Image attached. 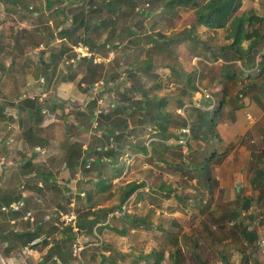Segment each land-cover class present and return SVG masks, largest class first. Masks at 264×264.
<instances>
[{
  "label": "rangeland",
  "instance_id": "obj_1",
  "mask_svg": "<svg viewBox=\"0 0 264 264\" xmlns=\"http://www.w3.org/2000/svg\"><path fill=\"white\" fill-rule=\"evenodd\" d=\"M51 1L53 4L55 3L53 8L49 7V0L0 1V102L4 103L6 101L9 104L7 113L16 119V122L0 121V158L5 156V163L12 165L8 168L7 174L13 179L20 181L26 175H24L25 168H21V163H24L21 162V158L25 157L22 155L21 150L26 148L27 152L25 155L27 153L30 155L33 150L31 151V148L28 149L29 146L24 141H20L19 136L21 135L25 139L24 134L31 128L33 129V135L39 139V146H41L42 150L47 148L44 152L41 151L36 162H33L32 168L35 170V173L37 171H40V173L50 171L56 179L64 168L68 156L71 155L75 161L77 160L79 155L76 153L80 151V146L82 150V158L79 157L80 161H83L88 156H95L96 148L86 150L87 146L86 148L83 147L84 142V146L86 143L89 145V141L92 144H98L97 140L93 141V138L96 136L95 133L98 130V125H95V120L97 121L98 116L96 117L94 113L89 120L87 113L84 112V109L88 110L90 101L92 100V98H86V95L92 94V96H97L100 94L99 101L96 98L97 105L94 112L99 108L109 110L112 104L121 102L120 97H123V94L126 93V85L129 81L128 75L123 79L124 73H126L125 66L131 65L135 58L142 60L149 57V53L141 52L140 50V47H145V44L134 45L132 41L142 39L144 38L143 36L150 33L154 27L153 23L155 19L158 18L157 14L151 16L142 14V9L148 11L152 8V6H149V0H129V5H125L127 9L124 14L118 13L120 11L115 12V10H97L99 9L98 7L105 4V0ZM261 1L263 2V0ZM64 8L68 11V18L58 12ZM83 8L88 11L87 19L89 21L91 18L106 17L111 22H109L111 27L108 29H103L99 32L92 31L87 34L89 39L101 42L98 46L100 49L98 53H93L91 48L88 47L93 53L91 57L94 56L103 60L100 63L102 77L95 84L97 90L93 87L91 92L87 94L86 87L82 85L85 68H81V64L84 63L82 60L84 56L80 57L81 52H77L78 46L83 44L79 43L75 45L72 41L68 42L66 39L61 38L60 32L64 29L63 27L72 25L73 18L72 16L69 17L71 12L78 13ZM94 8H96V12L90 11ZM251 9L257 11L259 15L262 13L261 5L257 0H246L241 13ZM189 14H183L182 17H188ZM114 19H116V22L112 23ZM159 19L163 18L160 16ZM61 20H68L67 25H60L59 22ZM161 21L162 23L158 29L165 34L171 35L179 31L175 27L177 23H181L182 19L176 20L175 23L168 19ZM171 27L174 28L171 29ZM119 32L121 34L116 38V34ZM81 33H83V29L80 27L73 32L72 39L74 40ZM204 34L211 37L212 43H224V34L222 32L210 31L209 34ZM108 37L111 40L112 46L103 48V41ZM158 56H155V69L161 74L160 81L164 85V89L160 91V94H166L171 97L180 86H183V82L169 77L170 69L166 67V61L161 60ZM74 61L80 63L75 64ZM180 61L184 66V71L188 69V72H192L203 68L200 58L193 57L191 54H183V58ZM11 69L15 73L13 77H20L27 70L30 73L32 72L36 80H38L40 73L44 74V76L47 75L46 80L49 82V86L45 87V93L40 91L39 87L28 90L22 89L19 86V82H22L20 79L14 82L16 88H13L9 83L10 75L4 76V73H10L8 71ZM65 81L75 82V92L81 96V99H86L84 100L85 102L82 100H78L77 103L62 102L61 100H59V103L56 102L55 98L59 97L58 88ZM40 82L45 84L46 81ZM147 84L153 85L154 82L148 79ZM203 96L201 92L196 93L193 101L195 103L200 102L204 99ZM25 97L36 98L44 106L41 114L43 120L41 122H37V118H34L30 123L26 122V120H23L26 117L24 113L22 114V119L19 118L20 112L16 106H13V103L18 105ZM129 98L130 95L127 96V99ZM59 106H63V110L59 109ZM207 107H212V105H207ZM83 113H85V116ZM65 116H68V118L73 116L81 118L85 122V127L89 130L88 134L84 135L73 124L69 125L68 122V125L65 124V119H63ZM136 118L128 116L129 121L134 122ZM66 128L69 129L68 133ZM70 135L76 136L80 140V145L77 146L76 143L70 141ZM7 137H14L16 139L11 145L13 149H10V153L9 147L4 144ZM142 137L147 139L148 134L143 132ZM220 141V138L213 136L210 137L207 143L206 141L204 142V146L210 148L214 144L221 149ZM101 144L103 143L99 141V145ZM196 144L194 146L197 155L203 156L210 153L209 150L207 152L202 149L198 150ZM31 157H29V160ZM128 163L129 167L126 168V173H124V183L133 180L144 181L146 182L145 188L148 189L152 185H159L163 181H167L174 186L175 194L183 197L185 201L178 202L174 199L170 201L155 197L153 200L156 201L155 205L160 210H154L151 199L147 197L137 204L134 203L133 206L125 207V209L134 215L146 217L148 223L141 225L143 227L131 229L126 236L120 235L116 231H107L101 236L103 240L99 236H93L88 241L95 243V245L87 247L84 253L81 254L80 245L81 243H86L83 240L84 232L77 229L74 222L80 213H87L89 209L84 202V193L79 196V192H83L84 188L90 187L89 182L77 179V177H82L84 167L82 163L77 170V177L68 185L71 190H66V188L61 187L62 182H57L53 186L45 183V189L38 191V193H42L45 196V199L42 202H35V198L32 200L31 204L36 209L34 214L29 215V221L34 224V229L37 231L40 229L41 231L42 228L43 233L39 231L41 235L45 233H48L49 236L51 235L47 240L49 244H55L61 238L60 236L64 234V231L65 233L68 232L71 235V240L67 241L64 245L67 244V247L71 245V256L75 260L74 264H82V261L87 262L88 260L98 263V252L101 250V242L109 243L123 253H133V256L136 258H138L140 253L148 254L157 249L160 239H163L161 227L169 230L173 229V231L183 230V234L187 236L186 241L183 243V250L185 251L184 255L187 258L188 264H193L191 257L188 256L191 249L199 251L204 260L207 261V264H224L222 260L223 255L228 257L229 260L231 259L234 264H239L242 254L237 249L241 248V240L234 233L236 231L240 233L246 225H249L250 230L257 232L259 237L257 251L256 246L253 248L257 253V257L255 258L257 262L252 260L250 264H258V262L264 264V188H262L261 194L257 196V193H255L256 189L254 188L253 190V187L249 184L247 187L242 188L241 193V190H236L235 186H232L231 192L227 191L226 185L223 184V187L219 186L213 198L208 193L204 184L197 183L193 174H186L187 172L183 169L179 170L166 162L160 164L154 163L152 158L147 156L135 157L129 160ZM221 166L222 164L216 167L214 174H216L217 178L219 176L222 177V172L220 173L219 171ZM89 178L92 179L93 176H89ZM27 179H35L37 181L39 177L35 175ZM218 181L220 182L219 178ZM117 182L119 181L117 180ZM232 184H234L233 181ZM33 186L32 188L37 189V184ZM120 194L121 191L118 188H114L105 195L107 198L103 200L102 205L108 204V207H117L120 203ZM245 198L252 199L248 209L241 208L246 203ZM205 205L209 207L205 212H202ZM238 209L241 210L240 215L238 214L236 218H233L234 215L232 213ZM224 212L226 216H223ZM73 215L76 216V218H73L75 220H70ZM119 215L120 213H118ZM40 221L43 222L40 224ZM114 224L120 228L122 221L117 219L114 221ZM47 243H42L40 246L35 245L37 252L40 254L46 252L48 249ZM245 247L247 250L245 256H247L251 248L250 246ZM17 248L13 247V251L21 254L27 251L23 245L17 246ZM164 249L166 254L163 264H172L168 255V251L173 250L172 244L164 241ZM2 254L10 256L6 252ZM45 257H47V254ZM249 259L250 256H248L247 262ZM130 260V257L126 260L117 257L116 264H130ZM8 262L5 261L2 264Z\"/></svg>",
  "mask_w": 264,
  "mask_h": 264
},
{
  "label": "trees",
  "instance_id": "obj_2",
  "mask_svg": "<svg viewBox=\"0 0 264 264\" xmlns=\"http://www.w3.org/2000/svg\"><path fill=\"white\" fill-rule=\"evenodd\" d=\"M0 1L5 2L7 0ZM244 1L149 0V6H152V8L148 11L142 9L143 15H158L153 23L152 31L143 36L144 38L132 41L134 45L145 44V47L141 46L140 50L149 53V57L142 60L135 58L131 65H124L127 73H125V78L127 75L129 77L126 93L123 94V97H120V103L115 104L109 110H104L97 118V129L101 132L103 141L105 140L101 144V149H96L94 157L88 156L80 161V158H82L80 146V151L75 152L80 158L78 157L75 161L70 155L65 162V167L69 173H67V182H71L75 178L79 166L83 163L84 167L80 180L90 184L89 188H84V192H79V196L84 193V202L89 209L87 213H80L74 222L76 227L84 232V235L98 237L105 234L106 231H116L118 234L126 236L131 229L143 227L141 225L148 223V219L130 213L125 207L133 206L134 203L137 204L147 197L151 199L154 210H160L155 205L156 201L153 200L155 197L183 202L184 198L176 195L174 186L167 181H163L159 185H152L148 189L145 188L146 182L144 181L123 182L125 180L124 173H126V168L129 167V160L140 155L152 158L154 163L166 162L179 170L183 169L187 172L186 174H193L197 183L204 184L208 193L213 198L215 197L220 182L214 173L216 167L225 160L228 152L214 144L208 148L204 146V142L207 143L210 137L213 136L221 140L217 126L221 121L229 99L234 98V87L239 84V81L243 85L242 81L251 78L252 71L258 66L264 70V17H261L253 9L241 13ZM104 3L97 10H115V12L120 11L118 13L124 14L127 9L125 5H129V0H105ZM54 4L49 0L50 8H53ZM95 9L90 11L96 12ZM15 11L17 12V10ZM58 12L65 17L68 16V11L65 8L60 9ZM188 13H190L188 17H182L183 14ZM87 14L88 11L84 8L80 9L78 13L72 11L69 15L73 18L72 25L63 27L64 29L60 31L61 38H65L68 42L72 41L75 45L82 43L90 47L93 53H98L100 51L98 46L101 42L89 39L87 34L92 31L99 32L108 29L111 27V22L106 17L91 18L89 21ZM160 16L165 20L174 21L173 23L178 19H182L181 23H177L175 27L179 31L168 35L158 29L162 23L161 20H163L159 19ZM115 20L112 23H115ZM67 21L61 20L59 24L67 25ZM80 27L83 29V33L73 40V32ZM210 31L222 32L224 43H212L211 37L204 34H209ZM119 34L121 33L116 34V38L120 36ZM118 44L120 43L118 42ZM102 46L103 48L112 46L109 37L103 41ZM181 54L182 56L183 54H191L192 56L202 57L203 68L192 72H188V69L184 71V66L180 61ZM156 55H159L158 57L161 60L166 61V67L170 69L169 77L183 82V86H180L171 97L160 94V91L164 89V85L160 81L161 74L155 69ZM94 59V56L91 58L84 56L82 58L84 63L81 64V68H85L82 84H85L87 92L102 77L100 64L95 63ZM239 62L242 63V66ZM148 79H151L154 84L148 85ZM243 86L248 87L245 84ZM200 92L204 95V99L199 102L198 106L193 98L196 93ZM205 92H208L210 97L207 98ZM129 95L130 98L127 99ZM96 105L97 100L92 99L88 110L84 111L87 113L89 120L95 113ZM207 105H212V107H207ZM13 106H16L20 112L19 118L22 119V114H26V117L23 118L26 122L30 123L34 118H37V122L43 120L41 114L44 106L36 98L25 97L18 105L13 103ZM8 107L9 104L6 101L4 103L0 102V121L16 122V119L7 113ZM83 115L85 116V113ZM128 116L137 118L133 122L128 120ZM77 120L81 121V118ZM188 125L191 130L190 138L185 144H179L182 129ZM66 129L68 133L69 129ZM143 132L148 134L147 139L142 137ZM24 136L25 143L29 148L36 149L40 147L39 139L33 135L32 128ZM76 144L77 146L80 145L79 143ZM195 144L198 150L202 149L205 152L209 150L210 153L203 156L197 155ZM105 145H107V148ZM37 154L35 150L31 155V159L25 163L24 175H37L39 180L44 179L47 183L53 184L55 177L52 172H34L32 165ZM89 176H93V178L90 179ZM118 179L119 182H117ZM114 188L121 191L119 205L117 207L102 206L98 208L102 205V200L107 198L105 195ZM261 188H264L263 184ZM132 196H134L133 199H131ZM244 200L246 203L241 208L248 209L252 199L247 198ZM208 207V205H205L202 212H205ZM94 208L98 209L94 211ZM116 212L120 215L118 216ZM240 213V209L233 212V218H236ZM110 214H112V217L109 222L103 224L108 221L107 217ZM223 216H226L225 212ZM117 219L122 221L120 228L114 224ZM160 229L163 239H160L157 249L148 254L140 253L136 258L133 253H123L111 244L103 242L100 245L101 250L98 252L99 262L93 263V261L88 260L87 262L82 261V264H116L117 257L124 260L130 257V264H163L166 254L164 241L170 242L173 246V250L168 251L172 264H188L183 250V243L186 241L187 236L183 234V230L173 231V229L169 230L163 227ZM234 234L241 240V248L237 249L242 254L239 264H250L252 260L257 262L255 258L257 257L256 251L259 242L258 233L251 231L250 226L246 225L240 233L236 231ZM16 236L23 240L24 245H27L41 238L42 235L36 230L33 233L28 232ZM69 240H71L69 233L67 237L63 235V238L60 239L64 243ZM37 244L34 243V245ZM245 246L251 248L247 256H245L247 254ZM254 246H256V251L253 250ZM7 248L9 251L11 246ZM61 251V248L57 250V246L51 247L48 258H53L55 254L62 255V264H72L74 261L71 256L72 248L71 250ZM107 252H110V254L107 255ZM188 256L191 257L193 264H207L201 253L195 249H191ZM248 256H250V259L247 262ZM222 258L224 264H234L228 257L223 255ZM258 264L260 263L258 262Z\"/></svg>",
  "mask_w": 264,
  "mask_h": 264
},
{
  "label": "crops",
  "instance_id": "obj_3",
  "mask_svg": "<svg viewBox=\"0 0 264 264\" xmlns=\"http://www.w3.org/2000/svg\"><path fill=\"white\" fill-rule=\"evenodd\" d=\"M257 2L260 3L262 8V13L260 16L264 17V0L263 2L257 0ZM199 58L200 61H202L203 58ZM74 63L78 64V61H74ZM239 64L242 66L241 62H239ZM8 72H10L11 74L4 73V76L8 74L10 75L9 83L10 86L13 88H16L14 82H16L17 80L19 81L20 79L22 82H19V86L22 89L28 90L33 89L34 87H39V90L44 92L45 87L49 86V82L46 80L47 75L44 76V74L42 73L39 74V78L38 80H36L32 72L30 73L28 70L25 74L21 75L22 77H13V74H15L13 72V69L9 70ZM40 81L46 82L45 84H43ZM240 83L241 81H239V84L234 87V98L229 99L228 105H226L224 109L221 121L217 126L221 137V148L225 149L228 152L219 170L220 173L222 172V177L219 176L218 178L220 180V187H223V184H225L227 191L231 192L232 186H235L236 190H241V193L242 188L247 187L249 184L253 187V190L254 188L256 189L255 193H257L258 196L262 192V188L260 189V187L262 186V184L264 185V70H262L261 67L258 66V68L252 71L251 78L242 81L243 85H248V87L243 86ZM95 84L92 86V88L94 87V89L97 90ZM82 85L86 87L84 83ZM91 89L86 92V94L90 93ZM58 96L59 97L55 98L57 103H59V100H61L62 102L69 101L70 103H77L78 100H82L83 102H85L84 100H86L84 98L81 99V96L76 94L75 82L72 81H65L61 84V86L58 88ZM99 96L100 94H98L97 96H92V94H89L86 95V98H97V100L99 101ZM62 108L63 106H59V109ZM248 113L253 117V121L251 122L248 120ZM63 119H65V124L66 122H68L69 125L73 124L76 128L80 129V131H82L84 135L88 134L89 130L85 127L84 121H78V118H75L74 116L71 118L65 116L63 117ZM99 132L100 131L98 129L95 133L96 136L93 138V141L97 140L98 144L95 145L89 141V145H87L86 143L84 146L85 142L83 143V147L86 148L87 146L86 150H91L92 148L101 149L99 141L104 143L105 140L103 141V139L101 138V132ZM19 137L21 139H19L20 141L25 142L24 138H22L21 135ZM70 139H72L71 141L74 143L80 142V140H78L77 137L74 135H70ZM15 141L16 139L14 137H7L4 144L9 147V153L11 152L10 149H13V146H11L12 143ZM105 147L107 148V145H105ZM38 148L31 149V151L33 150L32 153L35 150L38 153L33 162H36V159L40 156V151L38 150ZM45 149L47 148H44L43 150ZM21 151L23 153L22 155L25 156L21 158V162L24 163L20 162L22 164L21 168L23 169L25 168V163L29 160V157L32 155V153L30 155L28 153L27 155H25V153L27 152L26 148L22 149ZM5 159V156L0 158V264L5 261H9L6 264H48V262L49 264H62V255L55 254L53 258H48V254L50 252L51 247L56 246L57 250H59L60 248L62 251H64L65 249L71 250V245L70 247H67L68 245H64V241H60V239L63 238V235L64 237H67L68 233H65V231L64 234L60 236L61 238L58 239L55 244L47 243L48 238L51 236H49L48 233L43 234L41 238H38L34 242L27 245H24L23 240L18 238L16 235H21L28 232L33 233L34 231H36V229H34V224L29 221V215H31L32 213L34 214L36 209L31 203L33 198H35V202H42V200L45 199V196L42 193H38V191H43L45 189L44 184L46 183L47 185L53 186L55 185V183L57 184V182H62L61 187L66 188V190H71L68 185L69 183L74 181V179L77 177V174L75 175V178L71 180V182H67V175L69 173L67 168L64 166V168L62 169L58 177L55 179V182L53 184L47 183V181L43 179H38L37 181L35 179H27L31 178L33 174L25 175L24 179L21 180V182L20 180L13 179L9 176V174H7L9 170L8 168H10L12 165H10L9 163H5ZM77 179L80 178L77 177ZM232 181L235 185L232 184ZM36 184L37 189L32 188L34 187L33 185ZM133 198L134 196L131 197V199ZM102 206L108 207L109 205H100L98 208H101ZM98 208H94L93 210L95 211ZM116 214L118 215L117 212ZM48 216H46V218H48ZM108 216V221L103 224H107V222H109V219L112 217V214ZM41 222L43 221H40V224ZM40 232L43 233L42 228ZM103 235H99L101 240H103L101 237ZM92 237L93 236L91 235H84L83 240H85L84 242L86 243H81L80 245L81 254L84 253V250H86L87 247L95 245V243L88 241ZM34 243H38L37 246H40L42 243H47V251L43 254L38 253ZM20 245H23L24 249L26 248L27 250L24 251V254L13 251V247L17 248V246L20 247ZM10 246L12 250L10 249L11 251H8L7 247ZM4 252H6L10 256L2 254ZM46 254L47 257H45ZM108 254H110V252H107V255ZM51 261L52 263H50ZM74 261L72 262V264L74 263Z\"/></svg>",
  "mask_w": 264,
  "mask_h": 264
},
{
  "label": "built area",
  "instance_id": "obj_4",
  "mask_svg": "<svg viewBox=\"0 0 264 264\" xmlns=\"http://www.w3.org/2000/svg\"><path fill=\"white\" fill-rule=\"evenodd\" d=\"M77 52H81V55H80V57L81 56H87V57H91L92 56V52L90 51V49L88 48V46H85V45H81V46H78V48H77ZM103 60L102 59H100V58H96L95 57V59H94V62L95 63H101ZM125 76H126V74L124 73V76H123V79H125ZM205 96L208 98V97H210V95H209V93L208 92H205ZM100 104H102V103H100ZM198 106H199V102H197L196 103ZM115 106V104H112L111 105V108H113ZM104 110H106V109H102V108H99V109H97L96 111H95V115H96V117L100 114V113H102ZM248 120L251 122V121H253V117L248 113ZM95 125L97 126L98 125V123H97V121L95 120ZM98 128V127H97ZM190 135H191V130H190V128H189V125L188 126H186V127H184L183 129H182V136H181V138H180V140L178 141V143L179 144H185L187 141H188V139L190 138ZM38 150L41 152H44V150H42L41 149V147H39L38 148ZM73 218H76V216L75 215H73L72 217H71V219L70 220H75V219H73Z\"/></svg>",
  "mask_w": 264,
  "mask_h": 264
}]
</instances>
